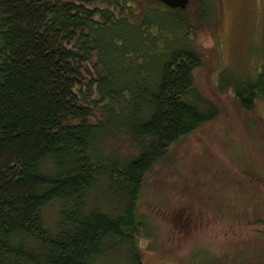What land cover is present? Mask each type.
<instances>
[{
	"label": "trees",
	"instance_id": "1",
	"mask_svg": "<svg viewBox=\"0 0 264 264\" xmlns=\"http://www.w3.org/2000/svg\"><path fill=\"white\" fill-rule=\"evenodd\" d=\"M141 1L0 0V264H98L121 250L142 264L145 181L220 111L193 93L202 59L191 38L154 49L171 22L194 31L207 1L166 7L152 35V19L136 15ZM226 87L251 113L264 64ZM101 182L114 212L87 207ZM54 201L50 232L42 211Z\"/></svg>",
	"mask_w": 264,
	"mask_h": 264
},
{
	"label": "rangeland",
	"instance_id": "2",
	"mask_svg": "<svg viewBox=\"0 0 264 264\" xmlns=\"http://www.w3.org/2000/svg\"><path fill=\"white\" fill-rule=\"evenodd\" d=\"M206 1L194 31L171 22L154 49L181 47L191 38L202 59L193 93L220 113L173 146L145 181L137 202L142 264H264V99L246 113L230 88L222 90L264 64V0ZM166 7L142 0L136 9L152 19L151 35L168 21ZM194 9L193 3L187 12ZM106 188L104 182L96 187L88 209L114 212ZM61 209L58 201L43 209L48 231L56 230ZM98 264L132 263L121 250Z\"/></svg>",
	"mask_w": 264,
	"mask_h": 264
},
{
	"label": "water",
	"instance_id": "3",
	"mask_svg": "<svg viewBox=\"0 0 264 264\" xmlns=\"http://www.w3.org/2000/svg\"><path fill=\"white\" fill-rule=\"evenodd\" d=\"M153 1L160 2L172 9H177V8L184 9L187 6L189 0H153Z\"/></svg>",
	"mask_w": 264,
	"mask_h": 264
}]
</instances>
